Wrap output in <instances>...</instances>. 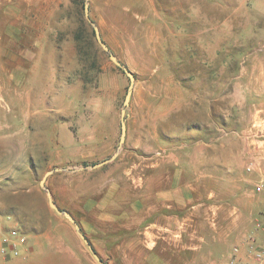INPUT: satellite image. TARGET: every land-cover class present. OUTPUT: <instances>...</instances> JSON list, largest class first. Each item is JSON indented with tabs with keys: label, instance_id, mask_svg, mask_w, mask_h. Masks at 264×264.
Returning a JSON list of instances; mask_svg holds the SVG:
<instances>
[{
	"label": "rangeland",
	"instance_id": "374dc122",
	"mask_svg": "<svg viewBox=\"0 0 264 264\" xmlns=\"http://www.w3.org/2000/svg\"><path fill=\"white\" fill-rule=\"evenodd\" d=\"M1 1L26 72L23 88L3 91L18 116L0 122L9 139L0 145V171L10 179L0 185V235L11 227L46 234L51 242L40 244L51 260L100 264L40 185L48 170L68 168L46 186L103 261L148 264L138 218L122 216L130 205L125 172L158 151L231 166L203 178V191H215L221 211L262 214L255 184L264 173V0ZM87 1L104 41L136 77L126 141L97 168L120 144L130 79L98 43ZM252 155L257 171L249 172Z\"/></svg>",
	"mask_w": 264,
	"mask_h": 264
},
{
	"label": "crops",
	"instance_id": "0c3cea01",
	"mask_svg": "<svg viewBox=\"0 0 264 264\" xmlns=\"http://www.w3.org/2000/svg\"><path fill=\"white\" fill-rule=\"evenodd\" d=\"M9 12L10 6L0 0V122L6 121L7 115L10 118L18 116V105L8 102L3 91L23 88L20 84L26 72L19 65L24 51L19 50L17 39L11 38L17 37V30L11 29L8 20L1 18L3 14L8 16ZM14 15L17 16V10ZM8 140L7 135L0 133V145ZM181 149L191 150L187 146ZM164 152L166 155L155 152L159 157L155 156L153 161L146 162L143 157L125 172L129 190L124 200L130 205L127 214L122 216L138 218V231L149 251V255L143 257L147 260L145 262L227 264L235 246L240 248L244 260L249 259L248 237L256 235L264 244V230L258 226V222L264 224L263 215L253 212L246 215L238 210L221 211L220 205L213 204L220 201L215 191H203L202 188L203 178L214 177L215 180L221 170H229L231 166L191 159L182 161L172 152ZM200 154L208 156V148H202ZM2 161L5 159L0 157ZM0 170L6 169L0 166ZM4 174L0 171V185L8 184L10 180ZM27 237V244L19 247V255L5 257L1 253L6 264H60L58 258L51 260L40 244L44 240L49 244L50 236L27 234Z\"/></svg>",
	"mask_w": 264,
	"mask_h": 264
},
{
	"label": "water",
	"instance_id": "95a60500",
	"mask_svg": "<svg viewBox=\"0 0 264 264\" xmlns=\"http://www.w3.org/2000/svg\"><path fill=\"white\" fill-rule=\"evenodd\" d=\"M84 10H85V17L86 19L93 25L94 29H95V34H96V38L98 43L101 45V47L103 48V50H105L107 53H109V57L111 58V60L120 68H122L125 73L129 76L130 79V84L128 87V91L126 94V97L124 99V107L122 109L121 112V137H120V144L118 146V149L116 151V154L111 157V158H107L104 159L103 161H100L98 163H95L93 165H91L92 168H97L100 167L104 164H106L107 162L113 160L122 150L123 145L126 141V136H127V107L130 103L131 100V96L133 93V88H134V84H135V74L125 65L123 64L118 57L111 51L110 47L108 46V44L104 41L99 28L97 27V25L95 24V22L92 20L91 16H90V8H89V2L87 1L84 5ZM85 166H83L80 169H84ZM68 168H53L48 170L45 175L43 176V178L40 181V185L46 190L48 196H49V205L51 208H53L54 210H56L59 214L65 215L66 217H68L75 225L76 228L78 230V232L80 233L81 237L86 241V243L89 245L92 253L94 254V256L96 257V259L99 261L100 264H106L103 259L99 256V254L97 253V251L94 249V247L90 244L89 240L87 239V237L85 236V234L82 232L81 227L78 225V223L76 222L74 216L71 214V212H69L68 210H64L61 209L57 203L54 201L53 197H52V193L50 191V189L46 186V180L48 178V176H50L52 173L56 172V171H60V170H67Z\"/></svg>",
	"mask_w": 264,
	"mask_h": 264
},
{
	"label": "built area",
	"instance_id": "2783aa9c",
	"mask_svg": "<svg viewBox=\"0 0 264 264\" xmlns=\"http://www.w3.org/2000/svg\"><path fill=\"white\" fill-rule=\"evenodd\" d=\"M257 161L251 158L246 169L249 172L255 171L257 168ZM255 190L258 193L264 194V173L261 174L259 180L255 184ZM264 217V211L262 213ZM264 230V224H262ZM28 242L27 234L19 227H11L3 232L1 236V253L5 257L17 256L20 253L19 247L26 245ZM248 242V256L249 259L244 260L240 255V248L234 247L233 253L230 256L227 264H264V244L258 241L256 235H250L247 239Z\"/></svg>",
	"mask_w": 264,
	"mask_h": 264
},
{
	"label": "trees",
	"instance_id": "16d2710c",
	"mask_svg": "<svg viewBox=\"0 0 264 264\" xmlns=\"http://www.w3.org/2000/svg\"><path fill=\"white\" fill-rule=\"evenodd\" d=\"M82 2H83V0H82Z\"/></svg>",
	"mask_w": 264,
	"mask_h": 264
}]
</instances>
